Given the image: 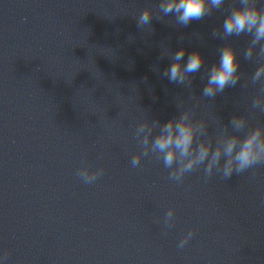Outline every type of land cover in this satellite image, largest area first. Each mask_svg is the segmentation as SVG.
Segmentation results:
<instances>
[{
    "label": "clouds",
    "instance_id": "1",
    "mask_svg": "<svg viewBox=\"0 0 264 264\" xmlns=\"http://www.w3.org/2000/svg\"><path fill=\"white\" fill-rule=\"evenodd\" d=\"M225 0H160L156 11L163 16L172 14L176 24L187 26L191 21H198L209 15L213 9H219ZM153 8L145 7L137 18V26H151ZM224 36L250 35L251 43L244 52L245 59L253 56L252 48L264 41V7L257 6V0H239V6L233 4L230 12L222 23ZM185 48L181 47L171 55V63L164 70L162 76L167 77L170 83L185 84L190 74L200 72L204 65V57L198 50H194L185 58ZM168 54L162 53V56ZM257 55L264 58V45H261ZM239 61L236 50L230 45H224L219 51L216 63L210 65L207 71V84L203 89V96L214 98L225 88L235 86L239 80ZM159 71V69H155ZM264 63L261 64L252 76V83L261 85L264 93ZM254 107L259 102L254 101ZM264 111V108L261 109ZM233 133L219 137L197 135V125L189 120L188 113L182 112L179 116L169 118L162 125L159 121L145 122L137 129L139 133L147 130V134L139 141L144 149L139 155H134L130 161L133 167L140 164L145 156L155 157L162 161L169 169V179L181 182L184 176L195 170L203 169L205 179L214 173L225 179L234 174H241L259 165H264V126L248 127L245 118L233 116L230 121ZM203 127V125H201ZM245 129H247L245 131ZM103 169L90 171L85 167L77 174L81 180L90 184L102 174ZM175 209H170L166 219H171ZM194 235L189 231L177 245L182 249ZM3 259H7L4 256Z\"/></svg>",
    "mask_w": 264,
    "mask_h": 264
}]
</instances>
